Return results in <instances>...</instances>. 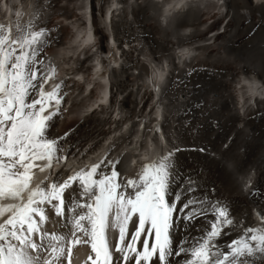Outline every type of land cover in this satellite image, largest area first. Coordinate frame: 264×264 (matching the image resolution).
Instances as JSON below:
<instances>
[{
    "label": "bare ground",
    "instance_id": "1",
    "mask_svg": "<svg viewBox=\"0 0 264 264\" xmlns=\"http://www.w3.org/2000/svg\"><path fill=\"white\" fill-rule=\"evenodd\" d=\"M179 2L42 0L41 23L59 35L46 52L57 69L53 83L65 81L68 92L52 132L76 129L69 139L77 147L64 167L90 165L116 145L110 157L121 158L118 169L132 177L173 145H204L208 154H176V185L202 168L200 182L215 188L214 198L231 202L236 220L259 225L264 199L249 192L264 193V0H185L175 8ZM37 3L0 0V24L15 25L11 7L20 9L23 21L39 19ZM184 49L191 55H181ZM99 62L102 72L94 68ZM178 78L188 81L187 89L177 86ZM160 117L165 144L156 134ZM187 119L203 126L198 134L184 127Z\"/></svg>",
    "mask_w": 264,
    "mask_h": 264
},
{
    "label": "snow or ice",
    "instance_id": "2",
    "mask_svg": "<svg viewBox=\"0 0 264 264\" xmlns=\"http://www.w3.org/2000/svg\"><path fill=\"white\" fill-rule=\"evenodd\" d=\"M41 2L39 19L23 21L17 12L14 26L0 24V264H72L74 249L84 246L85 264H264V215L256 226L236 220L231 202L200 182L202 168L176 185V154H208L207 146L173 145L132 177L118 169L121 158L110 157L116 145L90 165L64 167L76 129L52 132L68 92L65 81L53 83L57 69L46 52L59 35L41 23ZM176 84L188 87L180 78ZM191 123L184 127L198 134L203 126ZM57 165L63 171L53 173ZM249 195L264 199L259 189ZM110 230H118L114 244Z\"/></svg>",
    "mask_w": 264,
    "mask_h": 264
}]
</instances>
